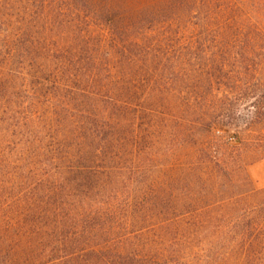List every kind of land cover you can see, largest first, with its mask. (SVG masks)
Returning <instances> with one entry per match:
<instances>
[{"label": "trees", "instance_id": "16d2710c", "mask_svg": "<svg viewBox=\"0 0 264 264\" xmlns=\"http://www.w3.org/2000/svg\"><path fill=\"white\" fill-rule=\"evenodd\" d=\"M16 1L42 15L0 21V264H264V208L213 215L252 186L201 106L217 0Z\"/></svg>", "mask_w": 264, "mask_h": 264}, {"label": "rangeland", "instance_id": "374dc122", "mask_svg": "<svg viewBox=\"0 0 264 264\" xmlns=\"http://www.w3.org/2000/svg\"><path fill=\"white\" fill-rule=\"evenodd\" d=\"M8 1L10 4L7 5L13 7L14 11L10 13L1 10V14L8 16H0V21H4L5 25L9 23V28L23 25L21 20L34 22V17L42 15L36 6L27 7L23 12V3ZM217 5L220 19L216 20V28L222 36L223 46L218 47L219 50L209 49L214 53L199 55L198 59L201 61L195 63L200 70H204L202 74L205 77L201 76L199 81L204 82L206 88L208 83L213 85V92L208 89L206 92L202 86L204 100L201 106L204 105L203 111L206 112L218 109L217 114L222 115L216 126L220 132L217 135L223 142H228L244 154L243 162L247 165L246 170L252 185L238 191L239 194L236 192L232 198H223L220 204H216L213 215L218 224L227 228L241 223L242 217L251 218L255 212L264 208V0H217ZM229 25H233L232 31L231 26L228 28ZM4 27L1 26L0 31L6 29ZM192 36L187 33L184 42L193 40L195 37ZM200 39L203 42L211 41L208 37ZM229 42L232 45H227ZM212 61L215 66H222L223 69L210 71ZM196 92L187 94L185 100L189 99L195 104ZM181 110L189 114V120L194 117L184 106ZM228 139H233V142Z\"/></svg>", "mask_w": 264, "mask_h": 264}]
</instances>
